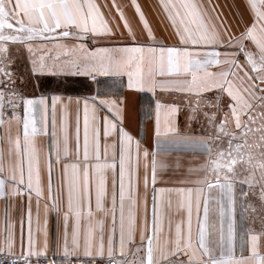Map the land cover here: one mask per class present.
I'll return each mask as SVG.
<instances>
[{"label":"snow or ice","instance_id":"1","mask_svg":"<svg viewBox=\"0 0 264 264\" xmlns=\"http://www.w3.org/2000/svg\"><path fill=\"white\" fill-rule=\"evenodd\" d=\"M159 4L173 29L174 44L157 38L138 0H131V6L142 23L143 39L132 29L124 6L112 0L127 29L123 40L114 39L124 33L118 32V24L110 23L96 0H0V128L4 129L0 135V198L5 200L0 264L4 259L11 264H32L33 256H46L50 211L56 214L58 226L62 221L63 255L66 259L76 256V264H84L81 252L89 258L106 254L108 264H264V0H241L235 5L236 24L242 28L238 34L221 27L213 0H159ZM104 7L110 14L111 7ZM106 39L114 41L111 46L90 48L85 42L95 45ZM22 50L27 65L20 71L17 54ZM69 74L93 79L97 75L126 76L128 89L154 94L159 89L179 99L171 103L155 100L154 147L149 148L123 127L117 101L96 95L89 103L85 98L81 157L78 98L76 155L73 162L63 163L70 159L71 98L65 102L59 95L29 94L28 89L42 87L46 75ZM49 99L51 143L43 150L37 136L48 132ZM17 101L22 103V116ZM202 106L212 110L203 114L206 127L202 125V134L194 135L192 123ZM5 108L11 110L7 120ZM185 111L182 130L179 116ZM13 121L15 136L10 132ZM181 150L206 154L203 163L188 168L190 173L203 175L180 181L186 186L157 187V170L169 167L158 154ZM42 166L48 174L46 184ZM180 166L177 161L175 167ZM54 168L59 169L55 183ZM237 183L247 184L249 191L237 193ZM250 194L260 200L259 215L254 217L259 220L258 229L244 224L249 212H257L248 200ZM174 196L186 219L177 221L173 229L169 218L165 232L164 218L173 207ZM15 198L23 201L19 253L14 251L17 221L10 214ZM178 254L186 258L176 261Z\"/></svg>","mask_w":264,"mask_h":264},{"label":"crops","instance_id":"2","mask_svg":"<svg viewBox=\"0 0 264 264\" xmlns=\"http://www.w3.org/2000/svg\"><path fill=\"white\" fill-rule=\"evenodd\" d=\"M98 4L101 5L102 10L108 15L110 23L114 26L119 25L118 32H123L124 36H117L115 40H123L127 36V29L124 27V23L119 19V13L115 11V8L112 7V0H96ZM141 4L145 15L153 28L157 38L159 40H163L165 44H174L175 37L173 36V29L171 28L169 21L166 19V15L162 10L159 0H138ZM116 3H119L124 6V11L126 16L129 18L130 25L132 29L137 33V35L143 39V26L139 21L138 16L135 14L134 9L131 6V0H116ZM213 3L216 5L217 11L219 13L222 23L223 21L230 26L231 24V16H238V10L235 5L241 3V0H213ZM107 4L111 7V13H108V8L104 7ZM227 16V17H226ZM246 16H251L250 12L246 13ZM113 17L115 19H113ZM226 19V20H225ZM222 27V26H221ZM88 46L97 47V46H111L114 42L113 40H102L98 44H93L90 40L85 41ZM223 51V49H221ZM232 49H229L231 51ZM17 65L16 67L23 71L27 65L26 61V52L23 50L17 54ZM98 85L100 91L98 92ZM29 94H48L49 96L55 94L59 95L63 98L65 102L71 98V105L69 108V124H68V132H69V147H70V159L63 161V163L73 162V158L76 155V100L79 98L81 101L80 104V144H81V157H82V144H83V100L85 98L89 99V103H93L91 100L92 96L99 95L101 98H109L111 100L117 101L118 105L121 107L122 115H123V127L128 130L136 139H141L142 146L146 143L149 148L154 147V123H155V100L161 99L163 102L171 103L174 100L179 99L175 94H169L166 92H162L159 89L156 93H152L145 90H134L127 88V77L123 76L120 78L97 75L96 79H93L87 75H61V76H51L46 75L43 79V86L33 90L31 88L28 89ZM20 105L17 109L18 114L22 116V103L17 101ZM5 119L11 115V110L5 108ZM104 113H102L103 115ZM186 111L182 112L179 116V121L181 123L182 130L184 128V121L186 116ZM61 120V107L59 102L57 103L56 109V124L57 131H59V125ZM197 120V119H196ZM38 119V126H39ZM203 125V124H202ZM200 123L193 122L192 123V134L199 135L202 134ZM206 127V125H204ZM20 131L22 134V123L20 124ZM51 131H52V114H51V100L49 99V112H48V132L41 133L37 136V144L41 149L47 150L48 146L51 143ZM10 132L13 136L16 135L17 132V124L15 121L12 122L10 127ZM4 129L0 128V135H3ZM115 138V137H113ZM103 129L101 127V141L103 143ZM5 149L7 145H4ZM159 159L165 161L169 167L166 169H158V184L157 187L160 186H186L181 185L180 181H191L196 178L197 175H203L200 173H190L188 171L189 166L199 165L203 163L207 157L206 154L200 150H181V151H172L169 153H159ZM43 159V156H42ZM179 161L180 167L176 168L175 165ZM55 164V161L53 160ZM143 175L144 169L141 164L140 168V195L141 199L144 197V186H143ZM59 176V169L54 168L52 172L53 182L55 183ZM42 177L47 183V171L46 168L42 166ZM162 178V179H160ZM149 180H150V171H149ZM109 191H111V174H109ZM245 186V187H244ZM240 189L246 190V185L237 183V193ZM148 214L149 220H151V205H152V186L149 182L148 186ZM10 204L13 201H9ZM23 201L20 198H15L14 206L11 207V217L17 221L16 223V240L17 245L14 251L16 253L20 252V225H19V217L21 214V204ZM4 206L5 200L0 198V232H2L4 228ZM93 207H94V199H93ZM33 215L35 216L36 207L35 200H33ZM171 218L173 229L177 221L185 220L186 213L183 210H178L177 208V198L173 197V207L171 209L166 210V215L164 218V229L165 232L168 231V221ZM40 219L43 222L44 219V201H41L40 204ZM237 220H238V228L240 222L239 208L237 209ZM107 223V221H106ZM245 227L248 226L249 221H244ZM255 225V224H253ZM62 231V221L58 226V221L56 214L54 212H49L48 214V240L49 247L47 249L46 256H52L59 259H65L63 255V248L60 233ZM27 237H28V225L25 220L24 223V245L27 247ZM42 240V237H41ZM118 240V237H117ZM137 241H139V236L137 235ZM246 254V253H245ZM35 257V256H33ZM77 258L76 256H72ZM186 257L183 254H178L174 257L176 261H182ZM81 260H95V259H108L107 255L103 258H89L83 256L81 252L80 255Z\"/></svg>","mask_w":264,"mask_h":264},{"label":"rangeland","instance_id":"3","mask_svg":"<svg viewBox=\"0 0 264 264\" xmlns=\"http://www.w3.org/2000/svg\"><path fill=\"white\" fill-rule=\"evenodd\" d=\"M221 18L224 17V16H220ZM227 17V16H226ZM236 18L237 16H231V24L230 26H228L227 23H224V25H221L222 27H225L227 26V31L228 32H231L233 34H238L242 28L241 27H238L237 24H236ZM250 16H246V19H249ZM226 20V19H225ZM231 51H235V49H232ZM241 63H244V59H243V56H240L239 57ZM214 95V93L212 94ZM205 99H211V96L205 98ZM212 109L211 108H207V107H201L200 111H199V114H198V117H197V120H195V122L198 121V123H200V126L203 124V125H206L205 124V117H204V112L206 111H211ZM225 146H226V142H225ZM246 185V190L245 191H249V188H248V185L247 184H244ZM245 187V186H244ZM259 191V186L257 185L256 186V192L258 193ZM248 200L249 202L256 207L257 209V212L256 213H252V212H249L248 213V216H247V220L249 221V223H251L254 227H256L257 229L259 228V220L258 219H255L254 220V217L258 216L259 215V210H260V200L258 198V195H249L248 197Z\"/></svg>","mask_w":264,"mask_h":264},{"label":"built area","instance_id":"4","mask_svg":"<svg viewBox=\"0 0 264 264\" xmlns=\"http://www.w3.org/2000/svg\"><path fill=\"white\" fill-rule=\"evenodd\" d=\"M7 254H5L6 256ZM71 260L72 264H76L77 258L69 257L68 259H59L52 256H41L39 258L32 257V264H49V261H54V264H69ZM84 264H108V259H95V260H82ZM3 264H11V261L4 259Z\"/></svg>","mask_w":264,"mask_h":264}]
</instances>
